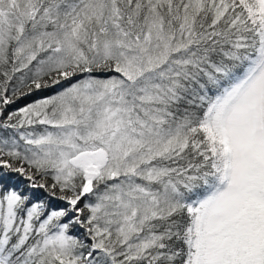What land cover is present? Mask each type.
Returning <instances> with one entry per match:
<instances>
[{"label":"snow or ice","instance_id":"1","mask_svg":"<svg viewBox=\"0 0 264 264\" xmlns=\"http://www.w3.org/2000/svg\"><path fill=\"white\" fill-rule=\"evenodd\" d=\"M0 264H264V0H0Z\"/></svg>","mask_w":264,"mask_h":264}]
</instances>
